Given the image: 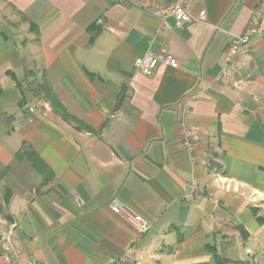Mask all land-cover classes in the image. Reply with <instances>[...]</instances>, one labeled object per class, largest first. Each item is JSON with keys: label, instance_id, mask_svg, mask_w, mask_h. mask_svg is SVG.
<instances>
[{"label": "crops", "instance_id": "crops-1", "mask_svg": "<svg viewBox=\"0 0 264 264\" xmlns=\"http://www.w3.org/2000/svg\"><path fill=\"white\" fill-rule=\"evenodd\" d=\"M171 4L0 0V227L21 264H264V0H193L181 28ZM161 46L176 66L133 69ZM43 81L77 123L46 102L26 121Z\"/></svg>", "mask_w": 264, "mask_h": 264}, {"label": "built area", "instance_id": "built-area-1", "mask_svg": "<svg viewBox=\"0 0 264 264\" xmlns=\"http://www.w3.org/2000/svg\"><path fill=\"white\" fill-rule=\"evenodd\" d=\"M193 0H172V8L169 11L170 17L174 18L175 25L178 28H181L184 24H188L192 22V18H190V5ZM259 19L253 18L243 35L238 38H234L224 55L225 58L221 64V73L220 76L224 77L228 73V68L230 66L231 61L234 57L239 53V51L251 41V38L258 33L259 30ZM160 35V33L158 32ZM177 61L175 58L169 54L168 50L161 46L157 52H147L143 56L135 59L133 62V69L144 75V76H152L154 71L160 66L165 65L167 67L176 66ZM45 113V109L40 104H35L31 108L27 110V122H32L34 118L38 115H42ZM183 135L185 138H188L190 135L189 131L183 130ZM186 146L188 150H190L191 144L186 141ZM190 195L188 199L193 198V196L198 192L197 184L193 183L190 185ZM108 208L110 212L117 216V218L121 219L125 224H127L132 231H134L139 236H145L151 230V223L146 219L139 216L136 212L131 210L127 204L125 205L123 202L114 199L108 204ZM12 231H5L0 227V264H21L19 262L18 254L13 249V241H12Z\"/></svg>", "mask_w": 264, "mask_h": 264}, {"label": "trees", "instance_id": "trees-1", "mask_svg": "<svg viewBox=\"0 0 264 264\" xmlns=\"http://www.w3.org/2000/svg\"><path fill=\"white\" fill-rule=\"evenodd\" d=\"M33 93H34V96L36 98L43 96V98L46 99V101L49 103L52 111L54 113H56V115L58 114L63 120H65L67 122L77 123L60 106V104L57 102V99L55 98L54 94L52 93V91L50 90V88L48 87V85L45 81L38 84L36 86V88L33 89ZM18 158H20V157H18ZM26 158L29 161V163L31 164V166L33 167V169H35L36 171H38V172L42 171L43 172V169L44 170L46 169L45 165L42 163V161L37 156H35L33 154L32 155L27 154ZM47 176H46V178H47Z\"/></svg>", "mask_w": 264, "mask_h": 264}, {"label": "rangeland", "instance_id": "rangeland-1", "mask_svg": "<svg viewBox=\"0 0 264 264\" xmlns=\"http://www.w3.org/2000/svg\"><path fill=\"white\" fill-rule=\"evenodd\" d=\"M3 16H6V17H10V19L9 20H11V21H13V22H18V20H20V17L16 14V13H9L8 14V12L7 13H5ZM38 85V84H37ZM37 85H35V87L34 88H36V86ZM34 94V93H33ZM36 99H38V101H37V103L38 104H42L43 102H46V103H48L47 101H46V99H44L43 98V96L41 97H38V98H36ZM56 114V113H55ZM58 115V114H57ZM59 116V115H58ZM60 117V116H59Z\"/></svg>", "mask_w": 264, "mask_h": 264}]
</instances>
